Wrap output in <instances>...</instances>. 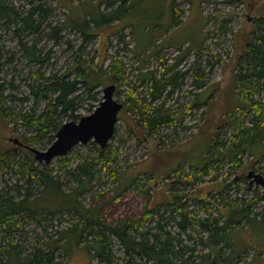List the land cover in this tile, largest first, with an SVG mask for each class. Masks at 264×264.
Segmentation results:
<instances>
[{"label":"trees","instance_id":"16d2710c","mask_svg":"<svg viewBox=\"0 0 264 264\" xmlns=\"http://www.w3.org/2000/svg\"><path fill=\"white\" fill-rule=\"evenodd\" d=\"M127 1H109L107 8L110 10L101 12L99 21L89 12L86 13L91 18L82 17L81 20L71 13L65 21L55 25L47 33V27L51 26L50 20L54 16L52 7L40 2L20 11L13 5L0 1V24L8 27L7 29L14 28L15 37L20 38L17 52H20L24 67H15L17 74L23 80V75H27L24 80L27 90L25 95L7 93L17 88L14 79L5 76L6 68L13 65L16 53L0 51V115L9 124L13 123L14 129H21L25 139L22 146L17 144V147L12 146L6 150L0 148V165L5 171L17 168V173L24 174L27 185L24 196L18 184L11 187L10 192H0V264H62L59 259L61 252L68 256L73 248L80 245L93 264H214L216 259H208L209 251L219 253L220 262L225 264H243L246 253L237 242L239 232L246 231L245 225L250 230L254 224L264 222V216L260 218L255 211L259 200L256 196L249 204L239 203L238 197L227 199L224 203L226 214L214 215L211 202L199 197L192 203L187 200L179 202L177 194L174 202L164 205V210L147 209L139 219L125 216L110 222L103 215V204L86 205L81 197L94 188L93 180L99 172L110 170L113 177L117 174L113 167L119 151L112 148V143L101 149L90 142L87 146L88 154L74 148L58 158L57 165L66 169V174L60 179L54 175V165L38 162L30 155L31 151L25 145L40 144L46 149L55 140L66 118L69 121L78 120L82 116L79 109L85 108L88 103L86 110L88 113L92 112L102 99L101 87L107 82H117L124 77L119 55H115L108 65L96 64L90 67L80 60L73 68L74 71L49 70L50 52H45L42 47L45 36L60 43L63 39L62 31L66 27H72L82 31L86 39L91 40L102 26L120 24L121 27L130 29L134 38L131 51L144 62H148V58L165 45L181 46L186 42V52L199 51L201 31L196 26L200 21L192 23L183 34H173L182 25V10L177 0H170L169 7L167 0H162V8L156 13L143 12L138 2L129 0L127 5ZM100 4L99 7L102 6ZM110 4L115 7H108ZM168 11L171 20L164 24L162 19L167 16ZM144 14L149 15V18L146 19ZM258 27L260 32L264 31L263 25ZM77 56L82 58L81 53ZM160 62L163 64L162 60ZM27 68H33V71L26 73ZM172 68L165 67L160 75L154 70L138 75L148 83L147 98L150 101L147 104H142L135 94L127 96L128 102L131 101V105L138 110L143 126L155 133H160L165 126L175 124V115L164 110L166 100L160 104L158 100L164 95L168 97V94L183 85L190 76V71H193V86L196 89H202L207 84L205 71L195 63L191 69L168 75ZM117 91L120 95L119 89ZM228 91L232 95L234 92L235 96L232 106L230 103L232 110L227 111L222 125L228 124L237 131L232 145L227 146L222 142L219 125L214 138L210 137L201 156L196 158L192 153L185 155L192 160L190 163L194 168L191 174L196 173V177L192 178L190 174L185 176L184 181L177 179L173 182L190 184L194 178L201 179V175L213 163L220 161L228 160L237 167L244 155L249 154L257 159L264 157V98L255 97L264 93V35H257L255 39L247 41L238 61V71L235 72ZM9 98L17 101H8ZM210 102L207 97L194 100L188 106H208ZM27 103L31 105L26 107ZM201 146L204 147V144ZM17 150L26 151L25 160L19 158ZM217 168L215 165V169ZM174 170L179 176L180 170ZM68 178L74 182V186L65 190L64 180ZM35 185L40 188L32 192ZM119 188L121 186L113 196L117 201L123 197ZM12 189L14 193H11ZM137 190L143 192L142 187L138 186ZM104 196L105 192L98 198L102 199ZM203 211L205 216L201 214ZM64 214L75 217L68 226L61 225ZM27 219L34 223V237L25 229ZM53 219L60 223L50 235L48 223ZM40 228L44 230L43 237L38 236ZM244 234L247 237V232ZM193 243L209 248L201 253L202 261L192 260L196 252ZM197 255L199 256L198 253Z\"/></svg>","mask_w":264,"mask_h":264},{"label":"rangeland","instance_id":"374dc122","mask_svg":"<svg viewBox=\"0 0 264 264\" xmlns=\"http://www.w3.org/2000/svg\"><path fill=\"white\" fill-rule=\"evenodd\" d=\"M0 1L11 4L20 11L27 10L32 4L40 2L52 7L54 16L50 20L51 26L47 27V33L48 31L51 32L55 25L65 21L71 13L80 20L82 17L89 19L92 16L99 21L101 19L100 13L110 10V8H107V3L112 0ZM128 1L127 5L129 4ZM135 1L138 2L143 12H159L163 5L162 0ZM169 2L170 0H167L168 7ZM177 3H179L180 10H182V25L173 34H183L191 27L192 23L197 24L200 21L196 26L201 31L199 51L186 52L188 47L186 42L181 46L165 45L161 46L155 54H152L153 56L148 58V62H144L131 51L134 46V38L130 34V29L121 27L120 24L102 26L98 34L91 40L86 39L82 31L72 27H66L62 31L63 39L60 43L49 40L48 36H45L42 40V47L45 52H50L49 70H72L75 69V66L78 65L77 61L80 60L83 61L84 65L93 67L96 64H99V66L108 65L115 55H119L122 59L124 77L117 82L104 84L101 87L100 94L102 97L106 85L116 84L115 96L124 103V107L119 113L115 133L109 142V144L112 143V148H117L119 151L116 165L113 167V171L117 174L113 177L110 170L99 172L93 180L94 188L85 192L81 198H84L83 202L86 205L103 204V215L107 220L113 222L125 216L139 219L147 209L164 210V205L171 204L176 200V194L179 195L177 196L179 202L187 200L188 203H192L193 200H197V197L211 202L210 207L213 209L214 215L218 213L226 214L227 210L224 203L227 199L233 200L238 197L240 199L239 203L249 204L252 198L256 196L259 197V200L255 206V211L261 218L264 216V185L257 184L254 177L247 178V176L250 171L264 176V157L257 159L249 154L244 155L237 167L231 165L228 160L213 163L207 172L201 175V179L194 178L187 185L180 184L177 181L173 182V180L184 181L186 180L185 176H190L194 166L190 163L192 160L187 159L185 155L192 153L196 158L201 156L206 150L205 147H207L210 137L214 138L216 128L219 125H221V140L227 146L232 145L233 137L238 134L228 124L222 125L224 117H226L225 114L232 108L235 96V93L233 92L232 95L228 89L232 84L235 72L238 71V61L245 50L247 41L255 39L257 35H264V31L260 32L258 27L260 24L264 26V21H261V19H264V0H177ZM99 4L102 6L99 7ZM113 5L110 4L108 7ZM86 12L92 15L90 16ZM145 17L148 19L149 15H145ZM170 20L171 15L168 11L167 16L162 19V23L168 24ZM7 28L0 24V51L16 53L13 57V65L6 68L5 76L8 79L13 78L17 86L16 89L14 88L15 90L12 89L7 93L25 95L27 90L24 80L27 75H23V80L17 74V68H15L24 67L20 52H17L20 38L15 37L14 28ZM80 53L82 58L77 56ZM160 60L163 61V64ZM177 60H179L178 63ZM194 63L205 71L207 76L206 86L202 89H196L193 86V71H190V76L183 85L173 91L172 94H168V97L164 95L158 100L159 104L161 101L166 100L164 110L170 111L169 114L171 115H175V124L161 128L160 133L146 129L140 121L138 110L127 99L129 94H135L136 98L142 101L144 105L150 101L147 98L148 83L138 75L151 70L160 75L165 67H173L168 73V75H171L176 71L191 69ZM28 71H33V68H27L26 73ZM118 89L120 95L117 94ZM207 97L211 101L208 106L192 108L188 106L194 100L199 101ZM255 97L262 99L264 93L259 96L255 95ZM8 101L17 100L9 98ZM29 105L31 103H27L26 107ZM88 105L89 103L86 104L85 108L79 109L78 112L82 115L88 114L86 110ZM68 121L69 118H66L65 122ZM15 139H19L24 145L25 139L21 129H14L13 123L9 124L0 115V148L6 150L12 146L17 147L20 144L15 143ZM88 144H78L75 148L79 152L88 154ZM203 144L204 147L201 146ZM39 145L36 144L33 147L43 149ZM25 146L26 148L29 147L28 145ZM17 151L20 155L19 158L25 160L26 151ZM30 155L35 159L33 153L30 152ZM58 158L60 157L55 158L50 165H54V175L60 179L66 174V169L57 165ZM72 163L74 164V162ZM215 165L218 166L217 169H215ZM175 168L180 170L179 176L175 173ZM5 170L0 165V192H10L11 187L18 184L24 196L27 186L24 174L17 173V168ZM196 175V173L191 174L192 178ZM251 181L253 182L251 183ZM64 182L63 189L65 190H69L74 186V182L69 178L65 179ZM119 186H121L119 191H121L123 197L117 201L113 199V196ZM138 186L143 188V192L137 190ZM224 186L228 187L225 188ZM38 188L40 186H33L32 192H35ZM104 192L105 196L99 199L98 196ZM11 193H14L13 189ZM49 205L54 206L51 203ZM201 214L205 216L204 211ZM59 215L57 216L59 217ZM63 217L61 224L63 226H68L70 222L75 220V217L70 214H64ZM71 218L72 220H70ZM59 223L56 219L49 221L48 231L50 235L56 231V225ZM248 228V225H245L244 229L246 231L239 232L237 238L238 244L246 253L243 264H264V222L254 224L250 230ZM25 229L31 237H34L36 233L35 226L30 219L26 220ZM245 232H247V237L244 234ZM43 234L44 230L40 228L38 236L43 237ZM186 242L190 243L187 240ZM193 245L191 246L194 247L196 252H194L192 260L194 262L202 261L201 253L208 251L209 248L203 244L193 243ZM209 254L208 259L210 261L216 259L214 264H225L220 262V254L216 251H209ZM119 255L122 257L120 252ZM59 259L62 264H93L83 250L82 245L73 248L68 256L61 252Z\"/></svg>","mask_w":264,"mask_h":264},{"label":"water","instance_id":"95a60500","mask_svg":"<svg viewBox=\"0 0 264 264\" xmlns=\"http://www.w3.org/2000/svg\"><path fill=\"white\" fill-rule=\"evenodd\" d=\"M116 89L115 84L105 86L102 99L94 110L78 120L65 122L58 130L55 140L46 149L29 146L34 158L38 162L50 164L55 158L65 156L78 144H88L90 141L106 148L115 133L119 113L124 107V103L115 96ZM14 142L22 145L19 139ZM248 177H254L257 184L264 185L263 175L250 171Z\"/></svg>","mask_w":264,"mask_h":264},{"label":"bare ground","instance_id":"6f19581e","mask_svg":"<svg viewBox=\"0 0 264 264\" xmlns=\"http://www.w3.org/2000/svg\"><path fill=\"white\" fill-rule=\"evenodd\" d=\"M91 142V141H90ZM94 142V141H93ZM28 148V147H27ZM101 148V147H100ZM29 149V148H28ZM101 149H104V148H101Z\"/></svg>","mask_w":264,"mask_h":264},{"label":"flooded vegetation","instance_id":"af4514ba","mask_svg":"<svg viewBox=\"0 0 264 264\" xmlns=\"http://www.w3.org/2000/svg\"><path fill=\"white\" fill-rule=\"evenodd\" d=\"M116 85V84H115Z\"/></svg>","mask_w":264,"mask_h":264}]
</instances>
